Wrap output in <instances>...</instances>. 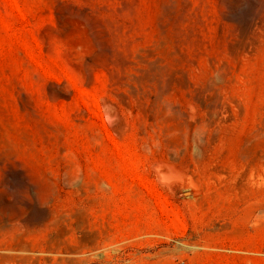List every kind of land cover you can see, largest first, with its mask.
<instances>
[{
    "label": "rangeland",
    "instance_id": "obj_1",
    "mask_svg": "<svg viewBox=\"0 0 264 264\" xmlns=\"http://www.w3.org/2000/svg\"><path fill=\"white\" fill-rule=\"evenodd\" d=\"M249 1L0 0V264H264Z\"/></svg>",
    "mask_w": 264,
    "mask_h": 264
},
{
    "label": "bare ground",
    "instance_id": "obj_2",
    "mask_svg": "<svg viewBox=\"0 0 264 264\" xmlns=\"http://www.w3.org/2000/svg\"><path fill=\"white\" fill-rule=\"evenodd\" d=\"M170 1V0H169ZM184 1V0H183ZM180 2V1H179ZM233 2V1H232ZM250 2V4H251V9H247V8H245L243 11H241V10H239V11H241L240 13H239V15L237 16V18H238V20L240 21V25H241V30H242V33H243V35L245 34V36L246 35H248L250 32H252L255 28H257V27H259V25L262 23H260V21H259V12H260V10H261V8L263 7L264 8V0H250L249 1ZM170 3V2H169ZM175 4H176V2H174ZM173 3V4H174ZM190 3V2H189ZM220 3H221V1H220ZM231 3V2H230ZM230 3H228V4H230ZM172 4V3H171ZM175 4H174V6H175ZM184 4V3H183ZM224 4V3H223ZM232 4V3H231ZM234 4V3H233ZM181 5V4H180ZM225 5V4H224ZM248 5V4H247ZM167 6H168V4H167ZM170 6V5H169ZM178 6H179V4H178ZM191 6V5H190ZM221 6V5H220ZM227 6V3H226V5H225V7ZM235 6V5H234ZM233 6V7H234ZM188 7V6H187ZM224 7V8H225ZM228 7V6H227ZM231 7V6H230ZM246 7V6H245ZM170 8H173V7H170ZM221 8H222V6H221ZM168 9V8H167ZM185 9H186V7H185ZM190 9V8H189ZM220 9V8H219ZM226 9V8H225ZM243 9V8H242ZM222 10H224V9H222ZM229 10H230V8H229ZM237 10V9H236ZM172 11V10H171ZM185 11V10H184ZM220 11V10H219ZM233 11V10H232ZM238 11V12H239ZM183 12V11H182ZM184 13V12H183ZM235 13V12H234ZM187 14H189V13H187ZM182 15V14H181ZM231 15V14H230ZM200 16V15H199ZM232 16V15H231ZM201 17V16H200ZM225 17V16H224ZM230 17V16H229ZM179 18H180V16H179ZM227 18V17H226ZM233 18V17H232ZM224 20H226V19H224ZM228 20V19H227ZM237 20V19H236ZM206 21V20H205ZM232 21V20H231ZM190 23V22H189ZM236 23V22H235ZM237 25H239L238 24V22H237ZM236 27V26H235ZM238 27V26H237ZM239 28H240V26H239ZM239 28H237L238 30H240ZM206 29V28H205ZM263 29H264V27H263ZM260 30V29H259ZM191 31V30H190ZM237 31V30H236ZM262 33V32H261ZM264 34V33H263ZM239 35H240V33H239ZM240 36H242V34L240 35ZM245 36H243V37H245ZM198 37V36H197ZM247 37V36H246ZM245 37V38H246ZM261 37V36H260ZM241 38V37H240ZM250 38V37H249ZM251 39V38H250ZM254 39H255V37H254ZM247 40V39H246ZM243 41V40H242ZM255 41V40H254ZM240 43H242V42H240ZM246 43H249V42H246ZM256 43V42H255ZM237 45V44H236ZM246 45V44H245ZM245 45H243V46H245ZM245 48V47H244ZM249 47L247 46V48H245V49H248ZM253 48V47H252ZM244 51H246V50H244ZM234 53V52H233ZM247 53V52H246ZM256 53V52H255ZM227 54V53H226ZM239 54V53H238ZM253 55V54H252ZM237 60V59H236ZM115 113V112H114ZM116 114V113H115ZM111 115V117L113 118L114 116L112 115V114H110ZM118 115V114H117ZM109 118V117H108ZM117 122H118V120H117ZM118 125V124H117ZM3 164V163H2ZM6 172L8 173V171L6 170ZM7 173H6V175H7ZM3 175V174H2ZM11 176V175H10ZM186 195H189V194H186ZM1 220V219H0ZM1 222V221H0ZM3 227V226H2ZM7 227V225H5V228ZM4 247V246H3ZM1 256V255H0ZM7 256V255H6ZM2 257H3V254H2ZM2 257H0V258H2ZM4 257H5V255H4ZM6 258V257H5ZM7 259V258H6ZM3 260V259H2ZM5 260V259H4ZM2 264H5V263H3L2 262Z\"/></svg>",
    "mask_w": 264,
    "mask_h": 264
}]
</instances>
